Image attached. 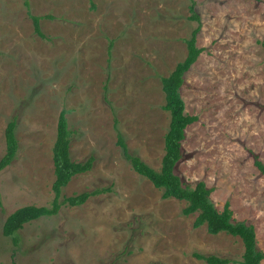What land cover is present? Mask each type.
<instances>
[{"label": "rangeland", "instance_id": "374dc122", "mask_svg": "<svg viewBox=\"0 0 264 264\" xmlns=\"http://www.w3.org/2000/svg\"><path fill=\"white\" fill-rule=\"evenodd\" d=\"M0 0V157L15 118L18 148L0 170V264H207L193 253L239 264L243 244L193 227L183 200L162 198L117 144L159 169L170 115L161 78L187 53L197 25L189 0ZM202 48L180 88L185 128L174 172L204 181L218 210L252 224L264 251V0H194ZM29 13L40 16L42 36ZM49 16V17H48ZM65 111L70 155L93 157L62 196L103 189L2 233L18 207L49 205L52 145ZM260 264H264V258Z\"/></svg>", "mask_w": 264, "mask_h": 264}, {"label": "trees", "instance_id": "16d2710c", "mask_svg": "<svg viewBox=\"0 0 264 264\" xmlns=\"http://www.w3.org/2000/svg\"><path fill=\"white\" fill-rule=\"evenodd\" d=\"M25 6L28 1L23 0ZM189 18L197 25L192 29L189 38L186 39V56L176 63L174 68L161 78L162 91L164 93L163 108L169 112L170 120L167 132L164 136V153L161 158L160 168L156 169L146 163L139 155L132 153L126 144L122 134L117 132V144L122 149L124 158L129 162L131 168L140 176L149 180L156 188L161 190L162 198L173 197L183 200L186 205L181 210L184 215L195 214L192 226L197 228L205 226L210 234L225 232L239 237L243 244V254L239 264H260L264 258V251L257 245L256 232L252 224L235 220L228 202L218 210L210 199L211 188L204 181H197L189 185L175 174L174 167L181 159V143L185 137V128L194 122L197 117L185 112V104L181 97L180 88L184 82V73L196 61L202 48L196 46V35L200 30V16L195 9V1L189 0ZM32 20L33 30L42 36L40 31V16L29 13ZM49 17V16H48ZM15 118H11L4 129L5 151L0 157V170L7 167L13 160L18 143L15 137ZM52 163L54 180L51 184L53 193L49 205H25L13 210L5 218L2 233L13 236L17 230L31 220L45 215L57 214L63 205L78 206L83 204L90 196L105 191L96 189L93 191H82L69 196H62L61 190L74 175L85 173L93 165V157L84 161H75L70 155V131L65 116V111L58 114L56 124V135L52 145ZM254 164L260 173L264 174V164L255 158ZM193 255L205 261L207 264H229L230 259L215 254H203L194 252ZM154 264V263H153Z\"/></svg>", "mask_w": 264, "mask_h": 264}]
</instances>
